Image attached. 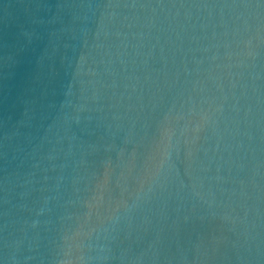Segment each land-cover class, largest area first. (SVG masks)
I'll return each mask as SVG.
<instances>
[{
  "label": "water",
  "instance_id": "water-1",
  "mask_svg": "<svg viewBox=\"0 0 264 264\" xmlns=\"http://www.w3.org/2000/svg\"><path fill=\"white\" fill-rule=\"evenodd\" d=\"M0 264H264V0H0Z\"/></svg>",
  "mask_w": 264,
  "mask_h": 264
}]
</instances>
